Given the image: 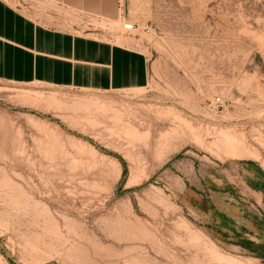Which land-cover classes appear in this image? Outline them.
<instances>
[{"label": "rangeland", "instance_id": "rangeland-1", "mask_svg": "<svg viewBox=\"0 0 264 264\" xmlns=\"http://www.w3.org/2000/svg\"><path fill=\"white\" fill-rule=\"evenodd\" d=\"M123 6L119 21L58 16L139 44L145 87L0 79V264H264L180 196L198 188L264 251V226L248 217L264 222V199L240 164L264 168V0Z\"/></svg>", "mask_w": 264, "mask_h": 264}, {"label": "crops", "instance_id": "crops-1", "mask_svg": "<svg viewBox=\"0 0 264 264\" xmlns=\"http://www.w3.org/2000/svg\"><path fill=\"white\" fill-rule=\"evenodd\" d=\"M20 1L23 6L0 0V79L99 91L140 89L149 82L145 51L118 37L66 28L58 16L119 21L123 0ZM248 187L264 199L263 192Z\"/></svg>", "mask_w": 264, "mask_h": 264}, {"label": "trees", "instance_id": "trees-1", "mask_svg": "<svg viewBox=\"0 0 264 264\" xmlns=\"http://www.w3.org/2000/svg\"><path fill=\"white\" fill-rule=\"evenodd\" d=\"M121 161L125 163L123 159H121ZM240 164L241 173L248 185L252 189L264 193V169L255 161L251 160H243ZM126 172L127 169L125 167L124 173L126 174ZM235 190L236 187L227 183L224 191L232 194ZM180 196L182 199L184 198L183 201L186 205H190L201 212H210L212 213V218L220 216V221H218L219 224L216 225L217 229H215V232L218 234L217 237L220 238L221 241L241 246L258 258L264 257V251L258 250L256 242L243 234L242 231H247V229L244 226H240L233 217L219 210L214 201L208 198L202 191L193 186H188V191ZM202 204H204V210ZM248 217L255 225L264 226L263 220L258 216L248 215Z\"/></svg>", "mask_w": 264, "mask_h": 264}, {"label": "built area", "instance_id": "built-area-1", "mask_svg": "<svg viewBox=\"0 0 264 264\" xmlns=\"http://www.w3.org/2000/svg\"><path fill=\"white\" fill-rule=\"evenodd\" d=\"M137 28L136 23L132 22L131 20H124L122 23V32L126 35L133 34L134 30ZM135 46H139V44H135ZM220 101V99H218Z\"/></svg>", "mask_w": 264, "mask_h": 264}]
</instances>
